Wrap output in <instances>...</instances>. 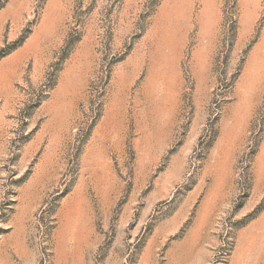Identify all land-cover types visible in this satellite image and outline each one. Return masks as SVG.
<instances>
[{
  "label": "rangeland",
  "instance_id": "rangeland-1",
  "mask_svg": "<svg viewBox=\"0 0 264 264\" xmlns=\"http://www.w3.org/2000/svg\"><path fill=\"white\" fill-rule=\"evenodd\" d=\"M0 264H264V0H0Z\"/></svg>",
  "mask_w": 264,
  "mask_h": 264
}]
</instances>
